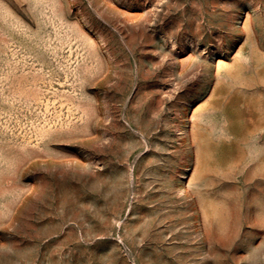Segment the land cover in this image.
<instances>
[{"label":"rangeland","instance_id":"rangeland-1","mask_svg":"<svg viewBox=\"0 0 264 264\" xmlns=\"http://www.w3.org/2000/svg\"><path fill=\"white\" fill-rule=\"evenodd\" d=\"M0 264H264V0H0Z\"/></svg>","mask_w":264,"mask_h":264}]
</instances>
